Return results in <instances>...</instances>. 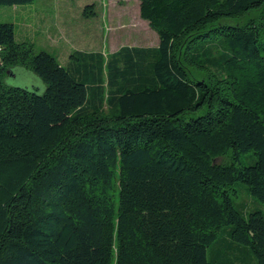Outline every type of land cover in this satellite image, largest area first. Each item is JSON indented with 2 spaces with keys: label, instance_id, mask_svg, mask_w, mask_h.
I'll return each instance as SVG.
<instances>
[{
  "label": "trees",
  "instance_id": "1",
  "mask_svg": "<svg viewBox=\"0 0 264 264\" xmlns=\"http://www.w3.org/2000/svg\"><path fill=\"white\" fill-rule=\"evenodd\" d=\"M139 14L157 47L65 66L0 23V264H264V213L234 202L264 203V0Z\"/></svg>",
  "mask_w": 264,
  "mask_h": 264
},
{
  "label": "rangeland",
  "instance_id": "2",
  "mask_svg": "<svg viewBox=\"0 0 264 264\" xmlns=\"http://www.w3.org/2000/svg\"><path fill=\"white\" fill-rule=\"evenodd\" d=\"M0 23L14 26L18 43L32 44L35 53L48 51L64 66L73 53L106 57L122 47L151 48L159 42L156 32L140 17L139 0H34L24 6H0ZM5 82L39 94L45 88L37 76L21 67L13 68ZM254 162L252 153L241 154L242 166ZM237 189L234 202L238 210L244 215L255 210L264 213V203L251 197L243 185L238 184Z\"/></svg>",
  "mask_w": 264,
  "mask_h": 264
},
{
  "label": "crops",
  "instance_id": "3",
  "mask_svg": "<svg viewBox=\"0 0 264 264\" xmlns=\"http://www.w3.org/2000/svg\"><path fill=\"white\" fill-rule=\"evenodd\" d=\"M159 43V42H158ZM158 46V45H157ZM115 53V52H114Z\"/></svg>",
  "mask_w": 264,
  "mask_h": 264
}]
</instances>
